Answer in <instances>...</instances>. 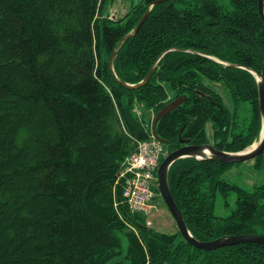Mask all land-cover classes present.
Listing matches in <instances>:
<instances>
[{
  "label": "trees",
  "instance_id": "obj_1",
  "mask_svg": "<svg viewBox=\"0 0 264 264\" xmlns=\"http://www.w3.org/2000/svg\"><path fill=\"white\" fill-rule=\"evenodd\" d=\"M154 1L114 18V0H0V264H264V243L203 250L154 228L123 197L120 170L175 99L184 98L155 132L168 153L205 143L241 151L262 131L256 77L220 62L261 74L258 0L155 5L116 52V78L111 55ZM158 59L145 85L120 82L139 83ZM245 163L264 173V152L171 166L172 196L198 240L264 234V181L224 177Z\"/></svg>",
  "mask_w": 264,
  "mask_h": 264
},
{
  "label": "water",
  "instance_id": "obj_2",
  "mask_svg": "<svg viewBox=\"0 0 264 264\" xmlns=\"http://www.w3.org/2000/svg\"><path fill=\"white\" fill-rule=\"evenodd\" d=\"M165 1L167 0H155L154 2H152L149 5V8L147 9L143 17L141 18V20L139 21V23L137 24V26L120 40L118 46L113 51L111 58H110V69L116 78H117V74L113 66V61H114L116 52L128 38L132 37L139 31V29L141 28V26L146 21L149 14L151 13L152 8L155 5L165 2ZM258 2H259V13L262 19L264 20V0H258ZM173 49L174 48L170 50H173ZM159 59L152 66V68L150 69L148 74L145 76V78L139 83L133 84V83L125 82L123 80H120V82L133 89L145 85L150 80L153 74V71L159 62ZM220 62L226 65H232V66L247 69L250 72H252L254 76L256 77L257 87L259 91V109H260L261 120H262V131H261L259 140L254 142L250 147L244 150L234 151V152L220 150L216 148L214 144H211V143L185 144L171 151L169 154H167L165 158L162 160L159 166V169H158V180H159L158 182H159V190H160L161 196L164 202L166 203L167 207L169 208L173 218L175 219V222L178 226L179 231L181 232L182 236L188 242H190L194 246L201 248L203 250H215L220 247L234 245V244L243 243V242L264 243V234H241V235L230 234V235H225V236H222L214 240H210V241L198 240L190 232L186 224V221L184 219V216L172 196L170 185H169L170 168L173 165V163H175L179 159L186 158V157H192L197 160H215V161H222L226 163H240V162H247V161L253 160L264 152V61H263L262 72L260 75L250 70L249 68L239 65V64L227 63L224 61H220ZM183 100H184L183 97L175 99L159 111V113L156 115L153 121L154 134L156 132V125L159 119L162 118L164 115H166L168 112H170L172 109L177 107L179 104H181Z\"/></svg>",
  "mask_w": 264,
  "mask_h": 264
},
{
  "label": "built area",
  "instance_id": "obj_3",
  "mask_svg": "<svg viewBox=\"0 0 264 264\" xmlns=\"http://www.w3.org/2000/svg\"><path fill=\"white\" fill-rule=\"evenodd\" d=\"M160 149L155 141L140 143L139 151L127 162L121 173L125 177L124 195L136 210L153 208L151 182L156 180Z\"/></svg>",
  "mask_w": 264,
  "mask_h": 264
},
{
  "label": "rangeland",
  "instance_id": "obj_4",
  "mask_svg": "<svg viewBox=\"0 0 264 264\" xmlns=\"http://www.w3.org/2000/svg\"><path fill=\"white\" fill-rule=\"evenodd\" d=\"M139 1L140 0H114V5L109 8V12L113 14L114 18L121 17L125 15V13L129 10L132 4L134 5ZM207 133L210 142H212V132L210 124H208ZM163 151L164 156L166 154V149L164 148ZM251 171V167L248 163L242 165H235L224 175V177L231 182L239 183L246 187H252L254 183H261L264 181V173ZM153 204L155 209L150 216L152 226L160 231H165L169 233L177 232L178 226L168 207L165 206L162 196L154 198ZM229 212L230 208L225 207L223 201L219 199L216 206V213L219 216H226L227 214H229ZM126 246L127 243L125 241L124 248H126Z\"/></svg>",
  "mask_w": 264,
  "mask_h": 264
}]
</instances>
